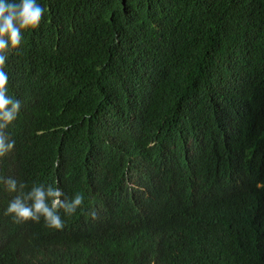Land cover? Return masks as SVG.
<instances>
[{"label": "trees", "instance_id": "16d2710c", "mask_svg": "<svg viewBox=\"0 0 264 264\" xmlns=\"http://www.w3.org/2000/svg\"><path fill=\"white\" fill-rule=\"evenodd\" d=\"M38 3L39 26L5 64L8 94L21 107L6 129L15 145L0 158V176L24 191L43 184L63 199L82 193L81 207L61 215L69 220L129 189L132 178L122 176L175 136H206L205 152L216 155L219 138L230 134L233 143L202 184L174 191L187 218L174 224L165 250L127 218L99 233L101 226L16 223L5 215L16 193L0 185V264H264V191L247 172L264 171V0ZM164 153L175 159L174 149ZM228 173L233 202L208 199L191 212L190 199L214 196Z\"/></svg>", "mask_w": 264, "mask_h": 264}, {"label": "clouds", "instance_id": "9594fccd", "mask_svg": "<svg viewBox=\"0 0 264 264\" xmlns=\"http://www.w3.org/2000/svg\"><path fill=\"white\" fill-rule=\"evenodd\" d=\"M44 13L45 9L38 0H0V158L7 156L14 148L15 140H12L6 129L16 120L21 107L20 101L8 94L9 78L4 70L6 60L10 53L20 47L24 33L39 26ZM235 135L242 133L236 132ZM127 140L112 136L113 142ZM206 142V136L198 141L173 137L159 146L155 156L122 176L132 178L129 189L97 202L93 208L75 214L69 220H62L61 215H72L81 207L84 201L82 193H77L72 199H63L64 193L59 187L43 184L33 185L30 190L24 191L25 184H18L11 177L0 176V185H3L5 191L16 193L10 198L5 215H11L16 223L41 220L45 227L57 230L62 229L64 223H74L85 228L101 226L94 233H99V229L107 228L115 220L127 218L141 225L145 233H153L158 237L165 250L171 246L170 236L174 224L187 218L174 198V191L182 185L194 187L202 184L219 156H231L233 139L230 134L219 138V155L214 153V149L213 154L206 153ZM168 149L175 150V159L164 153ZM159 163L164 164V167L161 168ZM191 164L202 167L204 172H187L185 167ZM247 172L251 174L248 183H254L263 192L264 171L248 169ZM243 177L246 179L245 172ZM229 184H232V173L223 174L221 180H216L212 186L214 196L203 192L190 199L191 212L208 199L215 200L221 206H225L226 201L232 203V195L225 191ZM0 223L5 222L0 219ZM72 237L78 238L77 232Z\"/></svg>", "mask_w": 264, "mask_h": 264}, {"label": "rangeland", "instance_id": "374dc122", "mask_svg": "<svg viewBox=\"0 0 264 264\" xmlns=\"http://www.w3.org/2000/svg\"><path fill=\"white\" fill-rule=\"evenodd\" d=\"M264 165V155L258 160V167L263 168Z\"/></svg>", "mask_w": 264, "mask_h": 264}, {"label": "bare ground", "instance_id": "6f19581e", "mask_svg": "<svg viewBox=\"0 0 264 264\" xmlns=\"http://www.w3.org/2000/svg\"><path fill=\"white\" fill-rule=\"evenodd\" d=\"M84 229V228H83Z\"/></svg>", "mask_w": 264, "mask_h": 264}]
</instances>
